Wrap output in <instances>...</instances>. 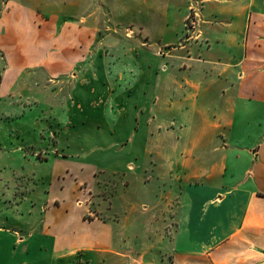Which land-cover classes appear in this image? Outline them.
Listing matches in <instances>:
<instances>
[{
    "label": "crops",
    "instance_id": "crops-1",
    "mask_svg": "<svg viewBox=\"0 0 264 264\" xmlns=\"http://www.w3.org/2000/svg\"><path fill=\"white\" fill-rule=\"evenodd\" d=\"M22 75L31 83L18 93L36 102L77 99L66 126L85 133L91 116L115 151L152 145L173 163L172 227L161 239L171 246L159 249L158 264H264V0H0V100L15 95ZM57 159L51 178L71 168ZM83 161L84 174L93 165ZM50 189L43 237L68 224V202ZM55 234L57 251L65 242L87 248L75 244L79 233ZM25 252L18 264H35Z\"/></svg>",
    "mask_w": 264,
    "mask_h": 264
},
{
    "label": "rangeland",
    "instance_id": "rangeland-1",
    "mask_svg": "<svg viewBox=\"0 0 264 264\" xmlns=\"http://www.w3.org/2000/svg\"><path fill=\"white\" fill-rule=\"evenodd\" d=\"M190 20L191 17L187 19V36L192 33ZM30 79L22 75L15 95L0 100V264H18L20 258L28 261L25 249L32 254L35 264H134L131 257L142 264H158L159 249L171 246L168 239L165 243L161 239L172 227L173 210L165 195L174 196V187L165 186V182L171 184L167 175L168 170L174 171L173 163L162 161L159 157L162 152L152 145L148 147L151 151H143L136 144L124 148L118 145V152L115 151L114 146L105 145L95 135L91 116L86 127L82 125L85 133L66 126L70 116L65 110L76 114L77 99L69 103L58 96L45 104L34 101L32 96L20 95L19 88H29ZM66 103L69 104L64 107ZM94 111L97 113L94 117L101 116L103 105ZM175 130H179L178 122L171 131ZM61 147L63 151L59 153L56 149ZM57 154L71 168L68 173L51 178L52 170L61 167V160L54 161ZM86 158L93 167L86 166L87 173L83 174L79 165H86L83 161ZM48 187L70 207L63 232L54 227L43 237L40 209L47 200ZM76 198L83 203L81 206L79 202L75 206ZM78 214L82 217L80 221ZM100 223L112 229L111 235H106ZM66 232L75 233L73 236L79 233L75 244L87 248L74 251L65 242L57 251L52 239L55 233ZM97 233L103 240L90 242L88 236ZM30 234L34 236L28 242L16 240ZM98 247L112 249V253L97 250Z\"/></svg>",
    "mask_w": 264,
    "mask_h": 264
},
{
    "label": "built area",
    "instance_id": "built-area-1",
    "mask_svg": "<svg viewBox=\"0 0 264 264\" xmlns=\"http://www.w3.org/2000/svg\"><path fill=\"white\" fill-rule=\"evenodd\" d=\"M195 15H196V12H195V9L193 8L192 11H191V14L188 17V18L191 17L190 25L188 24L189 27H191V28H194V25H195V21H196V19H195L196 16Z\"/></svg>",
    "mask_w": 264,
    "mask_h": 264
}]
</instances>
